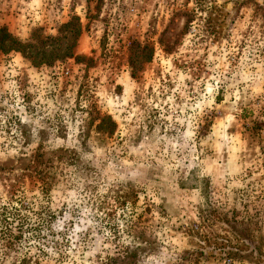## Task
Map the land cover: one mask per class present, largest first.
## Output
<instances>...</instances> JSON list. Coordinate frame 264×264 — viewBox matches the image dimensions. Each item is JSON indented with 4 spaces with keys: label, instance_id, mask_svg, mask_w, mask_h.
Segmentation results:
<instances>
[{
    "label": "rangeland",
    "instance_id": "1",
    "mask_svg": "<svg viewBox=\"0 0 264 264\" xmlns=\"http://www.w3.org/2000/svg\"><path fill=\"white\" fill-rule=\"evenodd\" d=\"M74 18L72 58L0 55V206L15 189L38 207L42 264L118 247L136 264H264V0H0L33 55L69 45ZM133 43L151 56L135 77ZM259 239L258 262L220 259Z\"/></svg>",
    "mask_w": 264,
    "mask_h": 264
},
{
    "label": "trees",
    "instance_id": "2",
    "mask_svg": "<svg viewBox=\"0 0 264 264\" xmlns=\"http://www.w3.org/2000/svg\"><path fill=\"white\" fill-rule=\"evenodd\" d=\"M99 8L100 7L97 6V12L99 11ZM77 20V18H74L73 21L62 26L63 29L67 30L68 26L72 25V29L70 30L71 36L69 38L71 43L69 45L65 48L57 46L49 52L39 50L34 55L29 49L32 47L30 44L20 42L12 36L5 27H2L0 28V55L8 57L20 53L25 59H31L30 62L32 64L36 63L37 65L41 64L43 66H51L58 60L63 62L70 59L74 54L73 48L75 42L81 33V25ZM59 40L60 39H56L55 42ZM134 45L135 44L133 43L132 46L129 47V55L127 59L133 77L137 76L138 73L142 71L143 66L151 61L150 54H138L136 49L139 46H137L136 49H133ZM144 48L145 47H142V50ZM76 59L81 58L77 57ZM88 61L90 62L91 60L88 59ZM113 127L114 124L109 117H102L100 118V123L97 125V130L110 135L113 132ZM43 173H45L44 170L40 169L37 175ZM38 179L39 183L38 181L34 182V187H36L41 193L51 190L52 187L49 186L43 175H39ZM15 195L16 190L14 189L12 192V203L0 206V264H42V258L46 256L43 254V250L37 244L29 243V241H32L33 239H39L38 233L40 232L39 230L42 225L35 224L37 220H39L37 216H40V213H36L38 207L35 204L30 203L25 206L23 200L17 198ZM124 199L126 200V202L124 201V204L127 205L130 198L126 195ZM32 216H35L36 218L32 220ZM242 224L243 223H240V226ZM245 231L246 229L244 232ZM25 240L27 241L26 245L23 244V241ZM249 241L253 240L251 239ZM260 241L261 240L259 239L257 242L254 241L252 243L256 246L250 252L245 253L240 250L233 253H222L220 259L229 263L235 260H239L243 263L258 262L259 258H262V255H260V251L258 253H255V251L261 248ZM129 249L130 248L126 247L120 249L118 247L111 256L107 255L103 259L98 258L96 264H136V255ZM54 264L62 263L59 260H54Z\"/></svg>",
    "mask_w": 264,
    "mask_h": 264
}]
</instances>
